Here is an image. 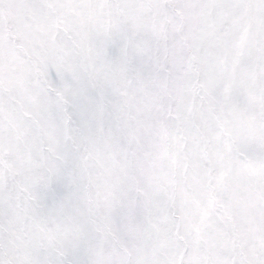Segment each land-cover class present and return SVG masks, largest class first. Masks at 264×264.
<instances>
[{"label":"snow or ice","instance_id":"6c2138e0","mask_svg":"<svg viewBox=\"0 0 264 264\" xmlns=\"http://www.w3.org/2000/svg\"><path fill=\"white\" fill-rule=\"evenodd\" d=\"M0 264H264V0H0Z\"/></svg>","mask_w":264,"mask_h":264}]
</instances>
